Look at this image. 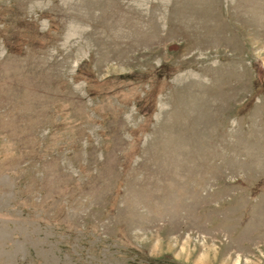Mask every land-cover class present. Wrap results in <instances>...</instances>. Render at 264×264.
Returning a JSON list of instances; mask_svg holds the SVG:
<instances>
[{
    "label": "rangeland",
    "instance_id": "1",
    "mask_svg": "<svg viewBox=\"0 0 264 264\" xmlns=\"http://www.w3.org/2000/svg\"><path fill=\"white\" fill-rule=\"evenodd\" d=\"M0 264H264V0H0Z\"/></svg>",
    "mask_w": 264,
    "mask_h": 264
}]
</instances>
